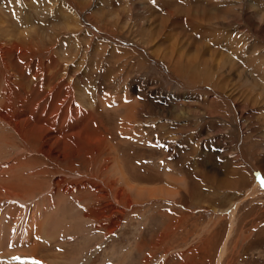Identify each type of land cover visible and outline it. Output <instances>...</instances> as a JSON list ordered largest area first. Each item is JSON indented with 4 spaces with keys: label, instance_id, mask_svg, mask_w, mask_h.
<instances>
[{
    "label": "bare ground",
    "instance_id": "1",
    "mask_svg": "<svg viewBox=\"0 0 264 264\" xmlns=\"http://www.w3.org/2000/svg\"><path fill=\"white\" fill-rule=\"evenodd\" d=\"M64 1L70 3V0ZM85 1H87L86 5L93 3V0ZM149 1L154 5L150 6V2L147 3V0H133V4L131 3L132 8L138 11V14L134 15V18L138 19V21H136L134 25L142 28L143 32L141 34L144 33V36L136 35L135 32H133L135 33L134 36L126 33V36H122L121 33L114 34L112 32L116 31V29L112 27L113 24L103 20L104 18L101 17L103 14L101 15L99 12L95 14H83L79 6H77L79 10L75 11L78 16L75 22H82V28L71 30L70 28L61 26L48 27V21L51 20L50 17L49 19L42 20L43 25L34 27L32 31H20L18 33L19 36L16 35L14 38L11 37L7 42H0V81L4 80L3 83H0L1 85L3 84V86L0 87V98L4 97L5 100L2 106L3 110H0V201L7 200L8 204H10L9 208L15 207V209L17 204L21 203L27 206L26 213H28L26 221L22 225L24 228L22 232L19 234L17 233L20 226L16 228V225L9 224L6 230L3 229V234L0 233V250H3V252H0V264L61 263L60 259H63L64 253L63 238H59V236L55 237V233L53 234L48 231L49 225H51L50 217L52 219V216H55L57 213L55 209L58 207L59 203L55 204L54 208L48 206V203L51 199L55 200L56 198H60L59 200L63 201V194L73 193L75 190L78 191L79 189L81 190L84 186L83 179L81 178H77L78 180H69L67 177L65 178L64 175L67 174L60 170L63 166L74 171L76 167L73 166V164L75 162L76 165L78 163L87 164L103 157L102 159L104 160L100 169L101 172L107 173L105 176L106 179L102 180L101 178L100 184L98 181L94 180V178L89 179L86 177L89 183L97 187L95 190L99 193L98 197L104 201V204L100 205L98 208H88V211L85 212L86 217L93 218L97 221L109 218L111 212L115 210L113 209L111 211L112 206L110 204H112V197H110V194L120 199L127 210L131 209L133 204H135L132 195L138 200L144 198L147 200L151 198L156 199L163 192L166 193H164V195H167L168 189L166 187V191L163 185H160V187H140L136 186V184H134L135 186L131 184V175L128 173L126 174L125 167L121 164L122 162L120 163V161H118L119 158L111 154L112 147L110 146L105 131L101 130V127L99 129V126L95 124L96 122L92 123L95 114H92L93 116L91 117H89L88 114L82 115V119L80 116H73L79 109L80 104L78 107L74 97L72 87L73 81H71V77L69 76L68 78L67 76L68 79H66V75L72 71L66 68L67 65L64 66L62 64L63 68L61 67L63 70V79L65 77V80L61 83L63 84L62 92H65L64 96L58 93L57 83L53 85L54 81L49 79L47 80L49 83L48 92L51 95L49 104L47 103L46 105L43 104L40 106L39 101H32L33 103L29 106L30 110L23 107L24 97L22 98L20 96L17 85L24 83V79H26V70L30 69L35 78L39 74H41L42 77H45V75L53 76L61 72L60 69L56 68L58 61L60 59L68 61L72 53L69 52V48L65 47L64 49L63 47V54H67L65 57L68 59L51 54V50L54 48L55 43L59 41L60 37L64 34L76 33L74 36L70 35L69 38L77 39L82 37L78 33L85 28L92 35L91 42L89 41L90 43L86 46L88 53H85V51L82 53L80 51V44L76 40L78 52L75 46L70 49L71 51L77 52L76 59L80 58V60H78L80 64H83L82 61L85 57L88 56L90 58L94 53L96 55V62L92 69L86 66L82 67L81 70L79 69L80 73L72 72L74 76L72 78L78 79L79 82L84 81V78L89 82L91 78L89 77V72L100 69V79L102 82L109 86L114 85L115 87L119 86L125 89L123 87L124 85H121L120 82H125L129 78L127 74L132 67L131 57L133 54L130 52L129 54L125 47L116 48L117 46L108 45L109 41L112 40L118 41L123 46L127 45L126 42H129L128 44H131L134 48L136 58L145 60L150 66L158 68L168 77L167 81L173 86V92L171 93L172 99H180L181 104H176L172 110L165 113L167 114V121H178L186 126L187 124L192 126V131H194L195 134L194 137H198V141L211 137L212 132L216 133L223 143L219 150V154L226 157V160L229 159V157H232L234 160L231 162L232 164L225 165V167L221 169L210 166L209 169L203 170V172L199 174L202 182H204V178L206 179V183L211 184L213 188L220 187L227 190H234L238 187V183L244 178V175L247 178L248 175L250 177L251 175H253V177L259 175L261 176L260 178H264V52L259 53V49L264 46V0ZM29 2L31 6L41 5L45 7V1L42 0H30ZM79 4L85 9V4L80 0ZM163 9H165L166 12L164 14L163 11L162 14L164 15L154 14L160 11L162 12ZM14 11L16 12L15 9ZM132 13L134 14V11ZM56 16L57 14L55 13L52 17L54 18ZM28 18L29 16L24 18L22 23L26 24L27 21L30 20ZM72 18L74 17H71V19ZM75 24L78 25L77 23ZM257 27L263 29L262 33H259L256 29ZM116 28H118V26ZM238 29H243L249 36L244 35V37H242V33L240 34L241 36L237 33V35L235 34L232 36V34H234L233 32ZM188 31H190L192 35H195L193 34L194 31H202L200 36L206 38L204 35L205 33L210 39H218L228 33L229 36H231L232 39L234 38V41L237 42V45H234L233 48L229 45L230 43L228 44L230 46L229 49H231V51H229L235 58L231 57L232 59L224 62L218 59L219 61L216 62L210 58L204 57L206 54H203L201 49H206L209 44L207 45L204 43L202 39L200 40L197 38L198 40H196V38H194L195 36H191ZM11 35H9V37ZM249 38L250 40L252 39V42L241 51L238 43L242 44L245 41L247 42ZM232 39L230 40L232 41ZM92 40L94 41L92 42ZM223 42L225 43L224 40ZM191 45L197 46L191 48ZM33 46L35 48L39 46H43V48L46 47L44 48L46 50L43 51L45 52L44 54L48 53L49 56L35 61V58H32L35 54H31L30 50H28ZM112 52L114 55L113 59H105L106 54H111ZM211 52L214 57L221 54V56L225 58V54L220 51L213 50ZM10 55L12 56L9 57ZM237 60L240 61L237 62ZM220 61L222 63H220ZM138 62L141 64L142 61L140 60ZM15 67H17V71H15ZM244 75L248 77H243ZM17 77L20 80H18ZM40 82L42 81L40 80ZM188 84H190V86H188ZM60 86L62 85L58 84L59 88ZM254 88L260 89L261 92L254 93ZM130 89L135 90V87H131L129 90ZM150 91L152 92L155 90L152 89ZM142 99H133L131 103H126V99L124 105H121L130 110L127 111V115L129 114L128 118H123L137 120L135 119L136 111H139L141 107L144 108L145 104ZM14 101H16L17 106L20 105L21 109H18L17 115H10L9 112L14 110ZM58 107H60L61 112L67 111L68 113H66L65 118L62 117L63 120L61 119V115L56 112ZM92 108H90L91 113ZM99 113L96 114L100 115L101 113ZM165 114H163V116ZM78 115H80V113ZM226 118H229L230 121H228L230 125L227 123ZM216 119H219L217 122H219L221 126L212 129L213 126H210V124L216 122ZM98 121L100 120L98 119ZM222 125L225 127H222ZM101 126H103V124H101ZM206 127H210L209 131L205 129ZM126 128L129 132L128 125H126ZM177 128L179 129L180 126ZM6 137L13 138L15 142L18 140V145L23 151H34L35 155L32 161L20 160L21 156L24 154H21L20 158L17 159L16 145L11 142V138L9 139L10 141L6 140V142ZM232 138H234L235 141H233ZM232 142H234V148L231 149ZM32 143H34V145ZM35 143L38 147H36ZM193 144L192 155H197L196 144ZM203 153L205 152H200V156H202ZM36 159L38 162L41 160L43 164L46 163V167L39 166V169L33 171L31 167L35 164ZM252 159H255L256 163L252 162ZM195 163L198 162L195 160ZM33 168H36L35 165ZM53 168L54 170L52 172L59 173L60 175L53 178L50 188H48L49 185L46 188V184L42 182L43 177L41 175L50 172ZM110 168L115 176L110 175ZM17 169L20 171L25 169L27 172L29 171V173H27L26 176L23 175L24 177L19 175L23 178L15 180L17 183L12 184V180L18 171ZM243 172L244 175L242 174ZM110 177L112 179H110ZM181 180L180 183L182 182ZM84 182L89 184L87 181ZM22 185L23 188H21ZM121 185H123V187L127 186V190H130V192L126 191V188L121 187ZM161 186H163V188ZM260 186L264 188V185ZM171 189L172 188H169V190ZM88 190L91 191H88L90 195L95 193V190L92 191L89 188ZM99 190H101V192ZM112 190L113 193H111ZM173 192L176 191L173 190ZM257 192L263 193L258 188L257 182L254 185L252 181L251 187L243 189L244 195L241 199L232 202L228 208L220 210V214L225 212L228 218H230L231 224L229 233H231L232 225L236 222L235 218L239 202L242 203L244 200L253 198ZM168 193L170 192L168 191ZM36 197L41 200L39 201L41 203L39 207L42 208L44 205H47L48 211H40L35 207L38 203ZM95 203H97L96 200ZM10 211L9 209L8 212L10 213ZM11 215L15 216L13 214ZM63 218H65V216H63ZM10 219L16 220L15 217H10ZM70 220L72 222V219ZM63 224H65V222ZM105 225H107L106 222ZM8 227L11 233L9 236L6 235ZM228 236L229 235H227V237ZM50 240L58 247L56 248L54 246L52 248ZM224 253L225 243L222 244L219 251L217 263L221 261ZM83 264H87V261Z\"/></svg>",
    "mask_w": 264,
    "mask_h": 264
},
{
    "label": "rangeland",
    "instance_id": "2",
    "mask_svg": "<svg viewBox=\"0 0 264 264\" xmlns=\"http://www.w3.org/2000/svg\"><path fill=\"white\" fill-rule=\"evenodd\" d=\"M29 1L30 0H0V42H7L11 37L14 38L16 35L19 36L18 33L20 31H32L34 27L43 25L42 20L49 19L50 17L51 20L48 21V27L61 26L70 28L71 30L82 28V22H75L78 18L75 12L76 10H79L77 9V6H79L83 14H95L97 12L101 15L103 14L101 16L104 18L103 20L113 24L112 27L116 29V31L112 32L114 34L121 33L122 36H126V34L134 36L135 33L139 36L145 35L144 33L141 34L143 32L142 28L134 25V23L138 21V19L134 18V15H137L138 11L135 8H132L131 3L133 4V0H93V3L87 5V1L80 0L85 4V9L80 6L81 4H79V0H70V3L64 0H42L45 1V7L41 5L31 6ZM147 1V3L150 2V6L154 5L151 1ZM133 11L134 14L132 13ZM163 11L165 14V9H163L162 12L160 11L154 14L161 15ZM54 12L57 16L53 18L52 16L55 14ZM27 16H29L28 19L30 20L27 21L26 24L22 23ZM70 16L74 18L71 19ZM117 26L118 28H116ZM256 29L259 33H262L263 31V29H259L258 27ZM236 31L233 32L234 34H232V36L236 33L238 35L242 33V37H244V35L249 36V34L243 29H238ZM188 32L190 33V31ZM201 32L202 31H194L193 34L195 35L190 34L191 36H195L194 38H196V40L202 39L204 43L207 45L209 44L206 49H201V52L203 51L202 53L206 54L204 57L210 58L216 62L219 61L218 59L224 62L235 58V56L231 54V49L229 48L230 46L233 48L234 45H237V42L234 41V38L232 39L228 33L224 34L221 38L210 39L205 33L204 35L206 38H202V36H200ZM75 34L76 33H69L68 35H62L51 50V54L64 58H66L65 56L67 54H63V47L64 49L65 47L69 48V52H72L69 59L66 58L68 61L60 59L58 64H56V68L61 71L60 73L54 74L53 76L45 75V77H42V75L39 74V77L37 76L35 78L30 69H27L28 71L26 70V79H24V83L17 85V90L20 96L22 98L24 97V103L22 104L23 107L29 109V106L36 101H39L40 106L43 104L46 105L47 103L49 104L51 98V95L48 92L49 83L47 80L49 79L54 81L53 85L57 83L58 93L60 95L63 94L64 96L65 92H62L63 84L61 83H63L65 77L63 79L62 68L63 65H67L66 68L72 71L67 75L65 74L66 79H68L69 76L71 77V81H73L72 87L74 97L78 107L80 104L79 109L73 116H80L82 119V115L88 114L89 117H91L95 114L92 123L96 122L95 124L99 126V129L101 127V130L105 131L110 146L112 147L111 154L114 155V157L117 156L119 158L118 161H120V163L122 162L121 164L125 167L126 174L128 173L131 175V184H136V186L140 187H160V185H163L164 189L166 191L168 189L171 194L167 191V195H164L165 192H163L158 198H151L148 200L145 198L138 200L132 195L135 204H133L129 210L125 209V206L120 199L115 198L113 194H110V197H112V204H110L112 206L111 211L113 209L115 210H113L114 212H111L109 218H105L106 221H97L93 218L86 217L85 212L88 211V208H98L100 205L104 204V201L98 197L99 193L95 190L97 187H94L89 183V180H87L86 177L89 179L94 178V180L98 181L100 184L101 178L102 180L106 179L105 176L107 173L101 172L100 169L104 160L102 159L103 157L101 156L102 158L87 164L78 163L76 165L75 162L73 164V166L76 167L74 171L63 166L60 170L67 174L64 175L65 178L67 177L69 180H78L81 178L83 179L84 186L83 188L81 187L82 191L79 189V192L75 190L73 193L63 194V201H60V198H56L55 200L51 199L48 203V206H52V208L55 207V204L59 203L58 207L55 209L57 213L55 216H52V219L50 217L51 225H49L48 229L49 232H52L53 234L55 233V237L59 236V238H63L64 253L63 259H60L61 263L59 264H83L86 261L87 264H264V188L260 186L264 185V178H260L261 176L259 175L257 177L251 175V180V177L248 174V178L245 177L243 172L242 174L244 175V178L238 183V189L236 188L234 190H227L220 187L213 188L211 184L206 183V179L204 178V182H202L199 174H201L203 170L209 169L210 166L221 169L225 167V165L232 164L231 162L234 161L232 157H229V159L226 160V157L219 154V150L223 144L220 137L212 132L211 137L205 138L206 140L203 139L202 141H198V137H194L195 134L194 131H192V126H189L188 124L186 126L178 121H167L168 118L165 113L172 110L176 104H181V100L172 99L171 93L173 92V86L167 81L168 77L165 76L161 70L154 66H150L149 63L142 59H140L142 62L139 64L138 61L140 60L135 57L134 48L131 44H128L129 42H126L127 45L124 46L114 40L109 41L110 44L108 43V45H114V47L117 46L116 48L125 47L127 48L128 53L130 52L133 54L131 57L132 67L127 74L129 75V78L125 82H120L121 85H124L123 87L125 89L127 88V92L119 86H109L102 82L100 79V69L89 72V77H91L89 82H87L86 78H84V81L82 82H79L78 79H73L72 77L74 76L72 75V72L80 73L81 68L86 66L92 69L96 62L95 53L90 58L88 56L85 57L82 61L83 64L78 62L80 58L76 59V53L78 52L76 41L80 44V51L82 53L84 51L85 53H88L86 46L91 42L92 35L87 29L83 28L81 32L78 33L82 37L77 39L69 38L70 35L74 36ZM9 35L11 36L9 37ZM228 38L232 39V41ZM93 41L94 40H92V42ZM248 41H245L246 43L243 42L242 44L238 43L241 51L252 42V39L250 40L249 38ZM73 46L77 48V52L70 50ZM194 46L197 45H191V48ZM39 47L35 48L33 46L28 49L31 54H35L32 57L33 59L35 58V61L49 56L48 53L44 54L45 52L43 50H46L44 49L46 47ZM213 50L224 53L225 58L221 56V54L214 57L211 52ZM259 51V53H263L264 46L260 48ZM11 56L12 55L9 57ZM113 57L114 55L112 52L111 54H106L105 59H113ZM221 61L220 63H222ZM238 61L240 60H237V62ZM15 71H17V67H15ZM243 77L248 76L244 75ZM17 79L20 80L18 77ZM40 80L42 82H40ZM3 82L4 80L0 81V83ZM58 84L62 86L59 88ZM2 86L3 84H0V87ZM188 86H190V84H188ZM131 87H135V90H129ZM152 89L155 91L151 92L150 90ZM253 92H261V90L254 88ZM133 99H142L145 104L144 108L141 107L139 111H136L135 119L137 120H128L126 119L129 115H127V111L130 109L122 107V105H124L125 100L127 101L126 103H131ZM4 101V97H1L0 110H3L2 106ZM14 102V110L9 112L10 115H17L18 109H21L20 105L18 104L19 106H17L16 101ZM87 105L90 108L93 107L92 113ZM56 112L61 115L62 120L67 113V111L61 112L60 107L57 108ZM79 113L80 115H78ZM96 113H99L100 115H97ZM163 114L165 115L163 116ZM98 119L100 121H98ZM226 119L227 123H229V118ZM217 120L219 119H216V122L213 123L216 125L210 124V126H213L212 129L221 126ZM101 124H103V126H101ZM126 125L129 126V132L127 131L128 129L126 128ZM178 126H180L179 129L177 128ZM222 127L225 126L222 125ZM209 128L210 127H206L205 129L209 131ZM10 138L11 137H6L5 141L11 140V142L16 145L17 159L20 158L21 154H24L21 156L20 160L28 162L30 160L32 161L35 152L23 151L18 145V140L16 139L17 142H15L13 138ZM232 140L235 141L234 138H232ZM193 143L196 144L197 155H192ZM32 144L34 145V143ZM35 145L38 147L36 143ZM232 148H234V142H232L231 149ZM201 150L205 152L202 154L203 157L199 154L202 152ZM195 160L198 163H195ZM40 162H38L37 159L35 160L34 165L36 168H33L34 165L31 167L33 171L39 169V166L46 167V163L43 164ZM252 162L256 163V160L252 159ZM17 170L22 175L17 171L12 180V184H16L17 181L15 180L22 179L24 177L23 175L26 176L27 173H29V171L27 172L25 169L21 171L19 169ZM53 170L54 168L50 172L41 175L43 177L42 182L46 184V188L48 185V188H50L53 178L60 175L59 173L52 172ZM109 173L110 175L115 176L111 168ZM19 175L23 177H20ZM110 179L112 178L110 177ZM180 180L182 181L181 183ZM84 181H87L89 184ZM252 181L254 185L257 182L258 188L263 193L257 192L253 198L244 200L242 203L239 202L235 218L236 222L232 225L233 228L231 227V233H229L231 224L230 218H228V215L223 211H221L223 214H220V210L228 208L232 202L241 199L244 195L243 189L251 187ZM163 186L161 187L163 188ZM121 187H123V185H121ZM21 188H23V185ZM88 188L92 191L95 190V193L90 195L88 193V191H90ZM123 188H126V191L130 192V190H127V186ZM169 188L172 189L169 190ZM173 190L176 192H173ZM99 191L101 192V190ZM111 193H113V190ZM95 200L97 203H95ZM2 201H0V233L3 234V229L6 230L7 226L10 224L16 225V228L20 226L19 231L17 232L19 234L24 229L22 225L26 221V216L28 215V213H26L27 206L20 203L17 204L16 209L15 207L9 208L10 204H8L7 200ZM36 201L38 203L35 207L40 211L49 210L47 205H44L42 208L39 207L41 206V203L39 202L41 200L37 197ZM9 209L11 210L10 213L8 212ZM11 214L15 216H12ZM63 216H65V218H63ZM10 217H15L16 220L10 219ZM70 219H72V222ZM63 221L65 224H63ZM105 222L107 225H105ZM9 227L6 233L7 236L11 235ZM107 229L111 231H108ZM227 235L229 236L227 237ZM242 238L245 239L243 240ZM50 242L52 248L54 246L56 248L58 247L53 244L52 240H50ZM223 243H225V253L221 261L217 263L219 251ZM0 252H3V250H0Z\"/></svg>",
    "mask_w": 264,
    "mask_h": 264
}]
</instances>
